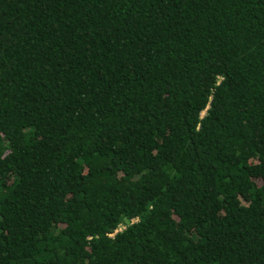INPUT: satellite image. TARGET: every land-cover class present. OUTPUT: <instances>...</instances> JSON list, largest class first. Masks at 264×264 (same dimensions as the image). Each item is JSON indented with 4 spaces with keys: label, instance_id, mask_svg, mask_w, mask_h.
<instances>
[{
    "label": "trees",
    "instance_id": "obj_1",
    "mask_svg": "<svg viewBox=\"0 0 264 264\" xmlns=\"http://www.w3.org/2000/svg\"><path fill=\"white\" fill-rule=\"evenodd\" d=\"M0 264H264V0H0Z\"/></svg>",
    "mask_w": 264,
    "mask_h": 264
}]
</instances>
